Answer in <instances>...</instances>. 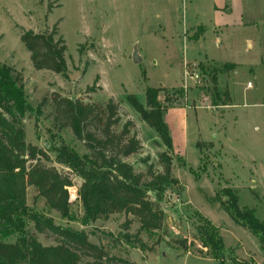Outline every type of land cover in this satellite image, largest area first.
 Returning <instances> with one entry per match:
<instances>
[{
    "label": "rangeland",
    "instance_id": "obj_1",
    "mask_svg": "<svg viewBox=\"0 0 264 264\" xmlns=\"http://www.w3.org/2000/svg\"><path fill=\"white\" fill-rule=\"evenodd\" d=\"M56 25L67 44V69L37 70L21 34ZM0 62L24 86L26 141L47 154L41 158L47 165L72 178L68 216L28 187L27 235L51 246L63 241L53 227L85 232L116 257L112 264H222L199 232L208 219L222 237L224 264H264L260 237L232 218L224 192L232 190L240 208H253L264 220V0H0ZM149 86L166 107L164 119H174L173 131L168 124L171 178L164 191L148 192L162 213L160 225L142 228L127 208L87 219L84 179L58 162L56 151L64 144L82 157L91 151L70 127L54 121L53 94L102 106L114 97L121 115L117 131L133 121L130 135L142 141L122 163L147 183L164 176L160 155L167 150L131 100L149 109ZM227 92L231 101L224 104ZM20 235L0 230L1 241L15 242ZM95 261L81 253L77 264Z\"/></svg>",
    "mask_w": 264,
    "mask_h": 264
},
{
    "label": "trees",
    "instance_id": "obj_2",
    "mask_svg": "<svg viewBox=\"0 0 264 264\" xmlns=\"http://www.w3.org/2000/svg\"><path fill=\"white\" fill-rule=\"evenodd\" d=\"M21 41L31 53L33 66L37 70L61 73L67 69V44L58 34L57 25L46 32L32 29L25 31L21 34ZM234 65L229 64L231 67ZM146 93L149 109L134 98L131 100L142 118L157 130L167 147L160 155L164 176L147 183L142 182V175H138L133 166L122 163V157L141 149L142 141L136 135H130L133 121H127L123 129L117 131L121 115L119 103L114 97L102 106L96 102L65 97L60 93L53 94L54 121L61 127H70L91 151L89 156L82 157L66 144L56 151L58 162L67 165L84 179L80 192L87 219H97L107 209L127 208L140 217L142 228L150 231L160 225L162 213L148 199V192L164 191V184L170 180L174 141L164 119L166 107L159 102L158 90L149 86ZM228 101H231V97L227 92L224 104H228ZM27 107L20 75L12 67L0 62V230L21 233L15 242L0 240V264H77L81 253L96 258L91 264L118 261L92 243L82 231L53 227L63 241L51 246L25 233V219L30 215L28 187L35 186L48 204L63 216H68L70 202L67 187L72 185L69 173L47 165L41 159L47 154L26 141L22 117ZM85 161L89 163L88 166ZM224 192L229 198L226 205L228 213L258 235L264 249V220L257 217L255 209L240 208L238 195L232 190L224 189ZM31 216L37 220V215ZM199 232L203 235V242L213 248V255L224 264V245L216 227L207 219L203 226L200 225Z\"/></svg>",
    "mask_w": 264,
    "mask_h": 264
},
{
    "label": "crops",
    "instance_id": "obj_3",
    "mask_svg": "<svg viewBox=\"0 0 264 264\" xmlns=\"http://www.w3.org/2000/svg\"><path fill=\"white\" fill-rule=\"evenodd\" d=\"M226 6V5H225ZM223 7L224 6H221V5H218V4H216L215 5V8L217 9V10H221V9H223ZM223 11V10H222ZM225 11H228V12H231L232 11V9L231 8H228L227 10H225ZM166 119V121H167V123L170 125V128H171V130L173 131L174 129H173V127H174V119L169 115L168 116V118L167 117H165ZM175 126H177V125H175ZM174 140H175V138H174Z\"/></svg>",
    "mask_w": 264,
    "mask_h": 264
},
{
    "label": "water",
    "instance_id": "obj_4",
    "mask_svg": "<svg viewBox=\"0 0 264 264\" xmlns=\"http://www.w3.org/2000/svg\"><path fill=\"white\" fill-rule=\"evenodd\" d=\"M133 57H134V59H135L136 62H139L141 60V57L139 55V52H138L137 47L135 48V52L133 54Z\"/></svg>",
    "mask_w": 264,
    "mask_h": 264
}]
</instances>
